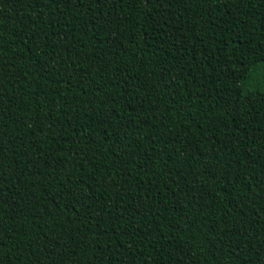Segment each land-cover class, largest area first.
<instances>
[{"label": "trees", "instance_id": "16d2710c", "mask_svg": "<svg viewBox=\"0 0 264 264\" xmlns=\"http://www.w3.org/2000/svg\"><path fill=\"white\" fill-rule=\"evenodd\" d=\"M262 63L264 0H0V264H264Z\"/></svg>", "mask_w": 264, "mask_h": 264}, {"label": "rangeland", "instance_id": "374dc122", "mask_svg": "<svg viewBox=\"0 0 264 264\" xmlns=\"http://www.w3.org/2000/svg\"><path fill=\"white\" fill-rule=\"evenodd\" d=\"M262 68H264V63L260 64L257 70L262 69ZM253 80L259 83L264 82V71H259V72L256 71L255 73H253ZM255 86L256 85L252 84V85L247 86L246 89L250 91V90L255 89Z\"/></svg>", "mask_w": 264, "mask_h": 264}, {"label": "snow or ice", "instance_id": "6c2138e0", "mask_svg": "<svg viewBox=\"0 0 264 264\" xmlns=\"http://www.w3.org/2000/svg\"><path fill=\"white\" fill-rule=\"evenodd\" d=\"M257 71H258V72H259V71H264V68H262V69H259V70H257Z\"/></svg>", "mask_w": 264, "mask_h": 264}]
</instances>
